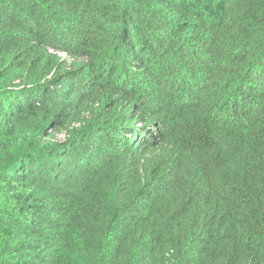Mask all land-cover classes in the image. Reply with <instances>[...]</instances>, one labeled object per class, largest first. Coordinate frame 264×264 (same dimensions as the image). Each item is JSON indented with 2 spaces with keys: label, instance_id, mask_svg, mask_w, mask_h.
Returning a JSON list of instances; mask_svg holds the SVG:
<instances>
[{
  "label": "trees",
  "instance_id": "1",
  "mask_svg": "<svg viewBox=\"0 0 264 264\" xmlns=\"http://www.w3.org/2000/svg\"><path fill=\"white\" fill-rule=\"evenodd\" d=\"M0 264H264V0H0Z\"/></svg>",
  "mask_w": 264,
  "mask_h": 264
},
{
  "label": "rangeland",
  "instance_id": "2",
  "mask_svg": "<svg viewBox=\"0 0 264 264\" xmlns=\"http://www.w3.org/2000/svg\"><path fill=\"white\" fill-rule=\"evenodd\" d=\"M60 56H62L64 59H66V60H68V61L70 60V59H68L66 56H64V55H62V54H61Z\"/></svg>",
  "mask_w": 264,
  "mask_h": 264
},
{
  "label": "clouds",
  "instance_id": "3",
  "mask_svg": "<svg viewBox=\"0 0 264 264\" xmlns=\"http://www.w3.org/2000/svg\"><path fill=\"white\" fill-rule=\"evenodd\" d=\"M61 55V54H60ZM62 57V56H61Z\"/></svg>",
  "mask_w": 264,
  "mask_h": 264
}]
</instances>
